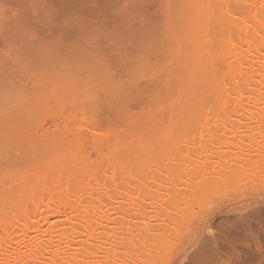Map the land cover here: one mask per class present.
Returning a JSON list of instances; mask_svg holds the SVG:
<instances>
[{
	"label": "rangeland",
	"instance_id": "374dc122",
	"mask_svg": "<svg viewBox=\"0 0 264 264\" xmlns=\"http://www.w3.org/2000/svg\"><path fill=\"white\" fill-rule=\"evenodd\" d=\"M189 1L193 0H0V104L13 106L24 102L26 107L22 106L27 108L26 112L29 109L26 114L31 118L37 107L36 103H30L32 97L35 99L32 101H40L37 102L39 108L42 105L46 109L40 108L44 110L42 113L35 112H38V119L45 117V120L40 118L46 122L45 128L37 118L34 122L42 126V132L32 121L27 123L36 126L37 133L30 125L36 134L25 133L30 129H24L27 123L23 127L28 140L29 136L36 135L35 138L31 136L30 141L35 143L37 140L40 147L31 144L30 154V144L26 145L29 148L26 155L23 154L25 145L17 146L22 148L20 150L10 147L14 150L10 152L8 141L18 139L17 132L21 133L22 129H17L15 137L12 130L6 132V136L10 133L13 137L11 140V136L6 137L9 153L1 147L7 154L3 155V152L0 157V261L9 254H24V250L30 253L31 243H42L38 245L44 248L53 244L54 240L61 239L56 236L57 229L69 225L74 236L70 249H61L64 264L72 262L70 256L71 264H110L107 263L110 260L112 264L114 256L127 260L129 264H264V43L255 39V36L264 38V17L261 18L264 0H230L227 3L225 0H210V4L208 0L207 3L194 0L191 7ZM240 7L246 11L239 12ZM241 14L244 19H233V23L232 16ZM256 15L259 18H255ZM226 20H232V24H227ZM188 24L202 27L190 30ZM207 40L213 41V47L207 45ZM116 43L122 46L121 49ZM110 46L116 50L108 49ZM119 50L124 65L117 73L112 59L119 56ZM201 51L211 55L209 59L204 58L212 64H217L213 55H227L226 58L230 59L224 57L226 63L219 62L220 68H216L218 73L213 77L217 78L213 80L212 77L205 79V75L204 78L198 77L200 80L197 78L196 83L190 82L194 77L185 79L193 84L190 88L195 86L199 89L198 94L202 93L196 99L197 94L193 96L196 89L192 93L188 84L185 88L182 83L187 69L183 71L180 62L187 65L191 57L200 58ZM177 64L178 70L183 71L180 72L182 76L177 74L178 70L172 72L177 69ZM204 65L205 69L199 74L207 71V64ZM204 73L208 76L207 72ZM210 73L213 75L212 71ZM139 75L153 80L157 76L164 77L158 104L162 114L157 113L154 119L150 117L154 122L144 114L148 119L145 121L146 118L139 114L143 121L133 123L138 119L137 111L142 109L136 98L139 96V100L140 95H145L150 85L148 79L144 83L145 77L143 80ZM130 80L139 83L131 86ZM32 86H40L41 92L43 89L52 90V94L58 90L55 94L60 97L57 96L56 100L61 103L52 99L56 95L49 97L51 93L47 95L43 90L45 99L53 100L46 102H50L51 107L44 105L40 89L33 93L31 90L35 88L30 89ZM141 86L144 91L137 96L133 92ZM55 88L57 90H53ZM151 88L149 86L146 92L148 96ZM37 91L40 100L30 95ZM119 95L124 98V105L133 102L139 106L132 105L131 108L127 105L132 110L137 108L136 112L129 109L134 113L131 115L137 116L130 121L128 117L130 119L131 115L125 109L124 114H129L126 123L130 122L131 127L127 129L123 126L127 124L123 123L121 127L124 128L121 130L119 126L121 132L116 137L114 134L118 133L115 131L111 132L113 135L109 134V138L103 134L93 135L88 128L94 110L108 112L111 109L115 116L118 109L112 108L123 105L122 101L116 102L121 99ZM129 95L134 101L126 103ZM153 99L147 100L152 103L151 108L158 103ZM29 103L34 107L31 108ZM61 105L65 107L64 113L60 111ZM149 107L147 104L145 108L148 110ZM244 108L253 110L256 117L251 120L243 117ZM68 109L69 114L76 113L75 110L79 114L68 118L74 120L72 124H67L68 120L65 122L71 132L67 135L57 132L62 134L59 136L51 128L55 127L56 118L58 121L61 115L68 117ZM120 109L122 107L119 112ZM235 111L240 115H235ZM249 114L251 111L246 112ZM51 117H56L53 124L48 120ZM63 120L60 124L64 127ZM48 123L51 128H47ZM46 128L50 130L47 135L52 131L48 135L50 140L56 143L66 138L73 142L70 144L74 148L70 146V150L61 151L50 147L54 150L48 154L43 150L47 144L42 148V139L38 141L39 137L45 136L42 133ZM77 134L83 136L78 137L83 141L86 139L82 146L89 147L93 138L104 145L102 157L94 153L88 155L87 151H81L84 147L79 151L81 154L78 153L73 145ZM92 147L84 151L90 152ZM41 150L48 155L44 156ZM82 152L87 153L93 163ZM28 153L32 158L36 157L30 160L36 161H28ZM172 163L177 165L172 167ZM35 175L40 177L33 178ZM25 209L31 213L36 211V214H25ZM25 223L31 225V230L20 229ZM122 229L128 230L130 235L120 234ZM47 231L54 234L53 238H44L43 233ZM25 247L29 248L23 249ZM49 247L47 245L43 251L48 252ZM74 247L79 249L74 250ZM33 251L35 249L31 253ZM49 254L51 250L44 253L47 259Z\"/></svg>",
	"mask_w": 264,
	"mask_h": 264
},
{
	"label": "bare ground",
	"instance_id": "6f19581e",
	"mask_svg": "<svg viewBox=\"0 0 264 264\" xmlns=\"http://www.w3.org/2000/svg\"><path fill=\"white\" fill-rule=\"evenodd\" d=\"M205 1H206V3H207V0H205ZM205 1H204L203 3H205ZM211 1H212V0H211ZM221 1H222V0H221ZM221 1H220V2H221ZM225 1H226V3H227V2L230 1V0H225ZM193 2H194V0H193V1H189V3H190V4H189L190 7L194 4ZM201 2H202V0H201ZM209 2H210V0H208V3H209ZM223 2H224V1H223ZM223 2H222L221 5H224ZM210 3H211V2H210ZM210 3H209V4H210ZM217 4H218V3H217ZM263 4H264V3H263ZM189 5H188V6H189ZM210 6H212V5H210ZM215 6H216V5H215ZM263 9H264V7H263ZM237 10H238V8H237ZM241 10H242V11H241ZM244 11H246V9L243 10V7H240V11H239V12L244 13ZM216 13H217V12H216ZM239 14H240V13H239ZM261 14H262V13H261ZM258 15H259V14H258ZM256 16H257V15H256ZM256 16H255V18H259V16H257V17H256ZM240 17H242L241 19H244L243 17H245V16H244L243 14H241L240 16H237V17H236L235 15H233V16H232V20H233V19H238V18H240ZM263 17H264V15H263L261 18H263ZM230 19H231V18H230ZM230 19H229V20H230ZM221 20H222V19H221ZM229 20H226L225 22H228L227 24H229V23L232 21V20H231V21L229 22ZM255 21H256V19H255ZM204 22H205V21H204ZM219 22H220V21H219ZM262 22H263V21H262ZM217 23H218V22H217ZM223 23H224V22H223ZM233 23H234V20H233ZM231 24H232V22H231ZM263 24H264V23H263ZM195 25H196V26H195ZM195 25L188 24L187 27H188V28H191L190 30H192V29H193V30H194V29L197 30L200 26L202 27V25H200V24H199V26H198V24H195ZM203 26H204V25H203ZM196 28H197V29H196ZM205 36H206V35H205ZM263 36H264V35H263ZM259 37H260V36H257V37L255 36V39L258 40V41H261V40H262L263 43H264V38H263V37L259 38ZM262 38H263V39H262ZM207 41H208V40H207ZM249 41H251V40H249ZM3 42H4V41H3ZM208 42H209V43H208ZM208 42H207V45H211V46L213 47V45H212V42H213V41L211 40V41H208ZM252 42H253V41H252ZM0 43H2V42H0ZM119 43H121V42H119ZM204 43L206 44V40L204 41ZM210 43H211V44H210ZM253 43H254V42H253ZM253 43H252V44H253ZM261 43H262V42H261ZM116 44H117V43H116ZM201 45H204V44H201ZM3 46H5V45L2 44V47H3ZM108 46H109V45H108ZM113 46L116 47V48H117V46L120 47V45H118V44H117V46H115V44H114ZM261 46H262V45H261ZM121 47H122V46H121ZM121 47H120L119 49H121ZM203 47H204V46H203ZM205 47H206V46H205ZM205 47H204V48H205ZM263 47H264V46H263ZM109 48L112 49L113 47L110 46V47H108V49H109ZM204 48H201V50H203ZM206 48H207V47H206ZM209 48H210V47H208L207 50H209ZM259 48H261V47H259ZM114 49H115V48H113V50H114ZM115 50H116V49H115ZM205 50H206V49H205ZM205 50H204V51H205ZM207 50H206V51H207ZM212 50H213V49H212ZM260 50H261V49H260ZM127 51H128V50H127ZM127 51H126V52H127ZM110 52H111V50H110ZM110 52L108 51V53H110ZM113 52H114V51H113ZM123 52H125V48H124V51H123ZM123 52H122V53H123ZM201 52H202V51H201ZM207 52H208V51H207ZM210 52H211V51H210ZM105 53H107V52H105ZM111 53H112V52H111ZM115 53H116V51H115ZM120 53H121V52H120V50H119V56H120ZM211 53L213 54V53H214V50H213V52H211ZM211 53H210V54H211ZM126 54H127V53H126ZM229 54H230V53H229ZM232 54H233V53H232ZM114 55H115V54H114ZM117 55H118V54H117ZM218 55H219V53H218ZM241 55H242V54H241ZM119 56H116L115 59H114V57H115V56H114L113 59H112V61H114V65H115L114 67L117 69V73H118V71H119L118 69H121V68L123 67L122 65H124V64H123V59L121 58L122 56H120V57H119ZM183 56H184V55H183ZM204 56H207V54H203V52H202V55H200V58H199V56H197V58H196V56H194V58L191 57V58L188 60L189 63H188V62L186 63L187 65H185L184 62H182V63L180 62V64H182L183 67H184V69H183V67H182V70L184 71V70L187 69V70H188V73H187V70L184 71L185 73H183V71H182L181 69L178 70V64H177V69L174 68V70L172 71V72L174 73V71L178 70V71H177V74H181V75H179V76H182V75L184 74V75H183V78H184V79L182 78V79H183L182 83H183V82L185 83V88H186V84H188L189 86L187 85V88L189 89L190 86L193 85V84H190V82L193 83L192 81H194V83H196L195 81L197 80V78H198V77H199V78H202L203 75H205V77H206L205 79H207V77H208L209 80L211 79V77H212V80L215 79V78H217V77L213 78V77H214V73H218V72H217L218 69H216V68H218V67L220 68V63H219V62H223V61H225V58L227 57V55H226V56H224V57H225V58H224V57L221 56V54H220L221 57H217L216 55H213V57H216V58H213V59H214V63H215V62H217V64L219 63L218 66H217V64H212L211 61L207 60V58H204ZM210 56H211V55H208V56H207L208 59H209ZM229 56H230V55H229ZM229 56H228V57H229ZM238 56H239V55H238ZM109 57H111V56H109ZM185 57H186V56H184V58H185ZM217 58H218V59H217ZM220 58H221V60H220ZM232 58H233V56H232ZM240 58H241V57H240ZM124 59H127V58H124ZM181 59H183V58L181 57ZM191 59H192V60H191ZM197 59H198V61H197ZM228 59H230V58H228ZM228 59L226 58V60H228ZM185 60H186V59H185ZM199 60H200V61H199ZM204 60L207 61V63H206ZM216 60H218V61H216ZM241 60H242V58H241ZM128 61H129V60H128ZM177 61H178V60H177ZM181 61H183V60H181ZM186 61H187V60H186ZM190 61L192 62V65L190 64V63H191ZM196 61H197V62H196ZM202 61H204L205 63L202 62ZM208 61H209V62H208ZM230 61H231V60H230ZM124 62H126V61L124 60ZM237 62H238V61H237ZM244 62H245V61H244ZM193 63L198 64V66L195 65V64H193ZM200 63H201V65H200ZM203 63H204V64H207V65H206V67H207L206 70H207V71H204V72H207V75H208V76H206V74H205L204 72H203V74H199V73H201V72L203 71L202 69L205 67V65H204ZM209 63H211V65H210ZM225 63H226V61H225ZM232 63H233V61H232ZM232 63H230V64L232 65ZM234 63H235V60H234ZM251 63H252V62H250V64H251ZM256 63L258 64V62H256ZM202 64H203L204 66H203ZM227 64L229 65V63H227ZM243 64H244V63H243ZM260 64H262V63H260ZM125 65H126V63H125ZM130 65H131V64H130ZM130 65H129V66H130ZM182 65H181V66H182ZM208 65L210 66V69H208V68H209ZM212 65H213V66H212ZM231 65H229V66H231ZM234 65H235V64H234ZM234 65H233V66H234ZM241 65H242V64H241ZM241 65H239V66H241ZM251 65H253V64H251ZM251 65H250V66H251ZM254 65H255V64H254ZM254 65H253V66H254ZM120 66H121V68H119ZM129 66H127V67H129ZM194 66H195V68H194ZM196 66H197V67H196ZM200 66H201V68H200ZM215 66H216V67H215ZM229 66H228V67H229ZM124 67H125V66H124ZM188 67H189V68H188ZM191 67H192V68H191ZM214 67H215V68H214ZM223 67H224V65H223ZM223 67H222V68H223ZM225 67H226V66H225ZM243 67H244V66H243ZM248 67H249V63H248ZM14 68H16V67H14ZM112 68H113V67H112ZM131 68H132V67H131ZM198 68H200V72H199ZM212 68H213V69H212ZM250 68H251V67H250ZM250 68H248V69L251 70L252 68H251V69H250ZM253 68H254V67H253ZM124 69H125V68H124ZM172 69H173V68H172ZM189 69H191V70H189ZM192 69H193L194 71H193ZM204 69H205V68H204ZM215 69H216V70H215ZM248 69H247V71H249ZM254 69H255V68H254ZM131 70H132V69H131ZM197 70H198V71H197ZM201 70H202V71H201ZM210 70L212 71V74H213V75H211V73H210L211 71H210ZM214 70H215L216 72H215ZM233 70H234V69H233ZM233 70H232V71H233ZM236 70H237V69H236ZM241 70H243V69H241ZM15 71H16V70H15ZM110 71H111V70H110ZM132 71H134V70H132ZM132 71H131V72H132ZM195 71H196V72H195ZM219 71H220V70H219ZM238 71H239V68H238ZM251 71H253V70H251ZM120 72H121V71H120ZM120 72H119V73H120ZM180 72H182L183 74L180 73ZM222 72H223V69H222ZM222 72H221V74H220L221 76H222ZM244 72H246V70H245ZM255 72H256V71H255ZM109 73H110V72H109ZM111 73H112V72H111ZM121 73H123V72H121ZM137 73H138V72H137ZM166 73H167V72H166ZM175 73H176V72H175ZM192 73H193V74L195 73V74H194V75H191ZM234 73H236V72L234 71ZM246 73H247V72H246ZM251 73L253 74L254 72H251ZM257 73H258V72H257ZM112 74H113V73H112ZM115 74H116V73H115ZM134 74H136V73H134ZM185 74H186V76H185ZM252 74H250V75H252ZM116 75H117V74H116ZM118 75H120V74H118ZM125 75H126V74H125ZM132 75H133V74H132ZM140 75H141V73H140ZM140 75H139V76H140ZM174 75H176V74H174ZM174 75H173V76H174ZM188 75H191V76L188 77ZM216 75H217V74H215V76H216ZM220 75H219V76H220ZM247 75H249V74L247 73ZM114 76H115V75H114ZM173 76H172V77H173ZM177 76H178V75H177ZM177 76H176V77H177ZM254 76H255V74H254ZM118 77H119V76H118ZM134 77H136V76H134ZM137 77H138V74H137ZM140 77H141V78H140ZM140 77H139L140 79H143L142 77H145V76H140ZM154 77H155V76H154ZM158 77H159V76H157L156 79H154V80H153V78H152V79H148V78H146V77L144 78L145 80L143 79V80H144V83H146L145 81H147V79H148L149 82H148V81H147V82H148V85H149V83H150V85H149L150 88H151L152 84H153V86H154V87H153L154 89L151 88V91H152V92H149V94L153 95L151 98H150L151 95L148 96V95H147L148 93L146 94V92H148L149 86H147V87H148V88H147L146 85H144V90L147 88L146 91H145V95H143L144 93H143L142 95L139 94L140 91L143 90V89H142V86H141V89H140V88H137V89H139V90H138L139 92H138L137 90H136L137 92H133V93H136L137 96L140 95V99L138 100L139 96H138V98H136V99H137V101H139V103H140L142 109H143V106L146 107L147 104H149V106H150V107L148 108V110H147V108L144 107L143 110H144V111L146 110L145 112L142 111V109H141L140 111H137V113L139 112L138 114L136 113L137 116H138L139 114H140V115L142 114L143 117L146 118L145 121H147L150 117H152L153 119L156 118V116H158L157 113L160 115V113L162 112V110H161V108H160L161 105H160V107H158V106H159L158 104L161 102V101H160V100H161V99H160V96H161V90H162V87H161V86H162V83H163V81H164V77H163V78H162V77H161V78L159 77V79H157ZM176 77H175V78H176ZM191 77H192V78L194 77V78L191 79V81L188 80V81H190V82L186 81L188 78L190 79ZM245 77H246V76H245ZM250 77H253V75L250 76ZM113 78H114V77H113ZM116 78H117V76H116ZM124 78H125V77H124ZM199 78H198V79H199ZM203 78H204V77H203ZM114 79H115V78H114ZM128 79H129V77H128ZM133 79H134V78H133ZM133 79H132V80H133ZM173 79H174V78H173ZM176 79H177L178 82L180 81V79H179L178 77H177ZM185 79H186V80H185ZM194 79H195V80H194ZM208 79H207V80H208ZM245 79H247V77H246ZM199 80H200V79H199ZM150 81H151V82H150ZM214 81H216V80H214ZM243 81H244V80H243ZM128 82H129V81H128ZM128 82H127V83H128ZM130 82H131V80H130ZM136 82H137V80H136ZM136 82H134V83L131 82V83H132L131 86H133V84L136 85ZM203 82L206 83V82L204 81V79H203ZM244 82L247 83L246 81H244ZM244 82H243V83H244ZM249 82H251V81H249ZM137 83H139V82H137ZM209 83H211V82L209 81ZM251 83H252V82H251ZM124 84H125V83H124ZM200 84H203V83H200ZM206 84L208 85V83H206ZM249 84H250V83H249ZM34 85H35V84H34ZM36 85H37V84H36ZM137 85H139V84H137ZM195 85H196V84H195ZM243 85H244V84H243ZM245 85H246V84H245ZM260 85H261V84H260ZM127 86H128V85H127ZM203 86H205V85H203ZM129 87H130V84H129ZM136 87H137V86H134V88H136ZM194 87H195V86H194ZM194 87L190 88L191 92H192V90H195V89H196V87H195V88H194ZM197 87H200V86H197ZM262 87L264 88V83L262 84ZM262 87H261V90H262ZM32 88H35V89H32ZM38 88L40 89V86H39ZM38 88H37V86H32L30 89H32L31 91H32L33 93H35L36 89L38 90ZM121 88H122V87H121ZM127 88H128V87H127ZM193 88H194V89H193ZM42 89H43V88H42ZM118 89H119V88H118ZM129 89H131V88H128V90H129ZM188 89H187V90H188ZM200 89H202V88H200ZM28 90H29V89H28ZM28 90H27V91H28ZM43 90L45 91L46 89H43ZM43 90H42V92H41V89L38 90V91L40 92V95L42 94L41 96L43 97V99H42V97H41L40 95L37 94V93H39L38 91L36 92V94H32V93H31L30 95H31V96H34V95H35V96H34L35 98L38 97L36 100H40V97H41V101H43V102H45V103L48 102L49 100H51L50 102H52L53 100H55V103H56V102H57V103L60 102L58 99L56 100V97H57V96L60 97L59 94L56 95V94L59 92L56 88L53 89V90H57V91H58V92L55 91L56 94H55V93L52 94V90L49 91V90L47 89V90L45 91L47 95H48L49 93H51L50 95H48L49 97H53V96L56 95V96H55V99L52 98L53 100H52L51 98H48V97H47L48 100H47V98L45 99L46 95H45V93L43 92ZM121 90H122V89H121ZM124 90H125V89H124ZM133 90H134V89H133ZM144 90H143V91H144ZM181 90H182V89H181ZM183 90H184V89H183ZM197 90H199V89H196V90H195L196 92H195V91L192 92V93L195 92V93L193 94V96H195V94H197V95H196V99L199 98V96H200L199 94H201V96H202V93H199V94H198V91H197ZM259 90H260V88H259ZM48 91H49V92H48ZM143 91H141V93H142ZM43 93H44V95H43ZM122 93H125V92H122ZM137 93H138V94H137ZM261 93H263V92H261ZM28 94H29V92H28ZM189 94H190V93H189ZM121 95H122V94H121ZM127 95H128V93H127ZM130 95H131V93H130ZM130 95H129V98H128V99L126 98V103H128V102L131 103V101H134V98H132L133 100L130 99V98H131ZM146 95H147V96H146ZM44 96H45V97H44ZM119 96H120V95H119ZM132 96H134V94H133ZM137 96H134V97H137ZM142 96H143V97H142ZM197 96H198V97H197ZM117 97H118V96H117ZM120 97H121V99H119ZM120 97H119V98H116L117 100L119 99V101H116V102L121 103V101H122V103H123V102H124V101H123L124 98L122 99V96H120ZM123 97H125L124 94H123ZM126 97H128V96H126ZM148 97H149V98H148ZM203 97H204V95H203ZM203 97H200V99L203 98ZM141 98H142V100H141ZM145 98H147V99H145ZM153 98H156V100L153 99ZM204 98H205V97H204ZM32 99H33V97L31 98L30 103H31V102L36 103V106H37V107H35L36 110L41 111L40 113H42L44 110H46L45 108L42 107V105H41L40 108H42V109H44V110H41V109L39 108L40 104H39V106H38V105H37V102L40 103V101H32ZM44 99L47 100V101H44ZM59 99H60V98H59ZM149 99H150L151 101H152V99H153V100L155 101L154 103L158 102V103H156L157 105L153 103V104H154V105H153L154 107L152 106V107H153L155 110H157L158 112L155 111L153 108H151V104H152V103H151V104L149 103V102H150ZM29 100H30V98H29ZM33 100H35V99H33ZM130 100H131V101H130ZM140 100H141V102H140ZM145 100H146V101H145ZM147 100H148L149 102H147ZM202 100H203V99H202ZM255 100H256V99H255ZM127 101H128V102H127ZM203 101H204V100H203ZM203 101H202V102H203ZM260 101H261V100H260ZM26 102H27V100H26ZM50 102H49V103H50ZM255 102H256V101H255ZM257 102H258V101H257ZM12 103H13V102H12ZM30 103H29V106H30L31 108H33L34 106L32 107V106L30 105ZM49 103H46V104L42 103V104L51 107L52 104H51V105H48ZM55 103H53V104H55ZM60 103H61V102H60ZM124 103H125V102H124ZM124 103H123L122 106L120 105V107H122V109H120L121 112L123 111V108L126 106V108H124V112H122L123 114H122L121 112H119V108H120V107L118 106V105H119L118 103H116V104H118V105H117L118 108H117V106H115L116 108H115V107L112 108V109H118V111L115 110V111H116L115 116H114V110L111 112V109L108 110V112H106V110H101L102 112L105 111L104 113H101V111L99 112V110H97V111L94 110L95 114H93V116L91 117L90 122H89V123H90V127L88 128V129H89V132H91L93 135H99V134L101 135V134H103L104 137H106V138L108 137V138H109V136L113 135L112 133H113L114 131H115V133H118L119 131L121 132L122 128H124V127L128 129V127L131 125V123H130V122L126 123V121H127V116H128L129 114L131 115V114L133 113V112H131V111L129 112V109L132 110V109H131V108H132V105L136 106V104H133V102H132V103H131L132 105H130V104L128 103L127 105H128V106H131V108H129V107H127V105H124ZM134 103H136V102H134ZM139 103H137V104H139ZM146 103H147V104H146ZM261 103H262V101H261ZM9 104H10V103H9ZM9 104H4V103H3V105L0 104V137H1L2 135L4 136V138L1 137V139H0V140H1V141H0V144H2V145L4 144L3 146H2V145L0 146V157H1V153H3V152H4L3 155H5V154L9 153V150H10V152H13V151L15 150V148L18 149L17 146H22V147H23L24 145H25V146H26V145L29 146V144H30V147H31V144H34L33 146H39V144L36 143L37 140H36L35 143H32V141H30L31 138H32L31 136H33L34 133H35V132L33 133V131H36V133H37V128H36V126H35V127H32V125L29 124V123H32V122H33L32 124H33V125H37V127H38L39 123H38V124H34V122L36 123V121H37V119H38V118H37V113H38V112L35 113V112H36V110H35V112H34L35 114L33 113V115H32V113H31V115L34 116L33 118H31L30 115H29V116L27 115L28 112H29V109L27 110L28 112H26L25 109H27V108H25V107H26V104H25L24 102H22L21 104L18 103V104H20L21 106L18 105V104H16L15 102H14V104H16V105L9 106ZM22 104H23V106L25 105V107H23ZM31 104H32V103H31ZM7 105H8L9 107H7ZM32 105H33V104H32ZM57 105H58V104H57ZM29 106H28V107H29ZM62 106H63V105H61V108H62ZM57 107H59V106H57ZM73 107H74V106H73ZM73 107H72V108H73ZM81 107H82V106H81ZM136 107H139V106H136ZM59 108H60V107H59ZM64 108H65V107H63L62 109H60L61 113H62V110H63V113L66 111V110H64ZM150 108H151V111H149ZM253 108H254V107H253ZM39 109H40V110H39ZM78 109H81V108H78ZM125 109H126L127 112L125 111ZM127 109H128V110H127ZM158 109H160V110H158ZM248 109H250V108H248ZM248 109H245V108H244V112L246 111L247 113H250V111H251V114L246 115V112H245L242 116H243V117H247V118H249L250 120H251V119H254V118L256 117V116L253 115V114H255V112H252L253 110H251V109H250V111H249ZM31 110H33V109H31ZM47 110H48V108H47ZM68 110H69V109H68ZM71 110H72V109H71ZM134 110H137V108H133L132 111H134ZM152 110H154L155 112L152 111ZM72 111H73V110H72ZM75 111H76V113L72 112V113H70L71 115L69 114L70 110L67 111L66 113L68 114V117H67V116L65 117V116L61 115V117H62V118H61L60 116H58V117H60V119L58 118L60 121H59V120L57 121V118H56V117H51L52 119H48V118H47L48 120H51V121H52V124H53L54 122H56V123L53 124V125L55 126V127H54V126L51 124V122L49 121V123L51 124V126L54 127V128H51V127L49 126V125H50L49 123H48V125H47V128L50 127V128L52 129V131L55 129V130H54V131H56L55 134H57V135H59V136L62 135V134L67 135L68 133L71 132V131L69 132V130H71V129H70V127H69V128L66 127V125L69 124V122L71 123L72 121H74V120H71V119L74 118V115L76 116V114L78 113L77 110H75ZM141 111H142V113H141ZM147 111H148L149 113H148ZM30 112H31V111H30ZM32 112H33V111H32ZM45 112H46V111H45ZM80 112H82L81 114H83V110H82V109H81V111H79V113H80ZM125 112H126V113H129V114H124ZM134 112H136V111H134ZM151 112H152V113H151ZM153 112H154V113H153ZM238 112H239V111H235V113H236L235 115H238V116H239L240 114H239ZM26 113H27V114H26ZM79 113H78V114H79ZM150 113H151V115H150ZM155 113H156V115H154ZM25 114L28 116V118H27V116H26ZM67 114H65V115H67ZM120 114L122 115V117L120 116ZM133 114H134V113H133ZM144 114L148 117V119H147V117H146ZM161 114H162V113H161ZM42 115H44V114H42ZM51 115H52V114H51ZM53 115H54V114H53ZM125 115H126V116H125ZM140 115H139L138 117H137V116H133V115H131V116H130V119H129V117H128V121L134 119L133 117H137L138 119H140ZM142 115H141V117H142ZM148 115H150V116H148ZM40 116H41V115H40ZM70 116H71V117L73 116V117H72L71 119L68 120V118H70ZM111 116H112V117L114 116V117H113L114 119H112ZM124 116H125V117H124ZM154 116H155V117H154ZM63 117H64V118H63ZM35 118H37V119L35 120ZM40 118L42 119L43 117H42V116L39 117V119H38L39 121H38V122H40V121H42V120H45V117H44L42 120H40ZM53 118H56V120H55L54 122H53ZM123 118H125V119H123ZM152 118H150V121H153V122H154V120H153ZM33 119H34L35 121H33ZM63 119H64V120H63ZM122 119H123V120H122ZM138 119L136 120L137 123H136V121H133V123H134V124H139V123H141V122L143 121L142 118L140 119L141 121L138 120ZM61 120L64 121V122H63V125H65L64 127L60 124V123H62ZM65 120H66V121H65ZM67 120H68V122H67ZM70 120H71V121H70ZM111 120H113V121H111ZM124 120H125V121H124ZM155 120H157V119H155ZM31 121H32V122H31ZM27 122H29V123H27ZM47 122H48V121H47ZM58 122H59V123H58ZM65 122H67V124H65ZM26 123H27V126L25 125ZM42 123L45 124L46 122L44 123V121H42ZM121 123H122V124H121ZM123 123H124V124H127V125L125 126V125H123ZM28 124H29V125H28ZM43 124H42V126H43V128H45L44 126H46V124H45V125H43ZM71 124H72V123H71ZM30 125H31V127H32L33 129H34V128H36V129H34L33 131H31L32 128L30 127ZM40 125H41V122H40ZM40 125H39L40 130L38 129L39 131H41V129H42V128H41L42 126H40ZM121 125H123L124 127H123V126L121 127ZM25 126H26L27 128H24V129H28V128L30 127V129H28V131L25 130V133L27 132V134H28V133L30 132L29 135L31 134V132L33 133V135L29 136V137H30L29 140L27 139V138H28V135L25 134V133L23 132V127H25ZM48 126H49V127H48ZM68 126H69V125H68ZM119 126L121 127V130L119 129V128H120ZM61 127H62V128H61ZM130 127H131V126H130ZM47 128L45 129V130H46V131H45L46 134H45V133H42V134L45 135V136L42 135L44 138H42V136H41V137L38 138V141L40 142V139H42V140H41V143H42L41 146H42V148H43V145H45V147H46V144H47V147H46V148L44 147L46 150H45V149H43V150L46 151L48 154L51 153L52 150H54V149L56 150V147H57L58 149H60L61 151H64L65 149H66V150H67V149L70 150V149L73 147V146L71 145L73 142H71L69 139H66V138H65V139H62L61 141H56V143H55L54 141H52V139L50 140V137L48 138V135H50V134L52 133V131L50 132V134L48 133V135H47V131H50V130L47 129ZM67 128H68L69 130H68ZM17 129H18V130H21V129H22L21 131H22L23 133H22V132H21V133H20V132L18 133V132H17V131H18ZM117 129H118V131H117ZM11 130H12V135H14L13 137H15V134H16L15 132H17V135H16V136H18V139H17L16 137H15L14 139H12L13 137H12V135H10V133H8L7 136L5 135V134H7V133H6L7 131L11 132ZM42 130H43V129H42ZM125 130H126V129H125ZM41 132H42V131H41ZM43 132H44V131H43ZM57 132L62 133V134H59V133H57ZM101 132L108 133V134H105V135H106V136H105L104 133H101ZM111 132H112V133H111ZM36 133H35V134H36ZM53 134H54V133H53ZM72 134H74V131H73ZM78 134H79V133H78ZM78 134H77V135H78ZM109 134H111V135H109ZM119 134H120V133H118V134H114V136L116 137V136H118ZM46 135H47V137H46ZM77 135H76V137H74V138H76V141H78V142L76 143V141L74 140V141H75V144H73V145H75V147H76L75 149L78 151V153H80L81 151H83V152H86V151H87L88 155L91 154V153H94V154H96V155H98V156L101 155V157H102V154H103V153H101V151H102L103 148L105 149V146H104V145L101 146L100 144H98L97 139H96V138H95V139L93 138V140H91V142H90L91 145L89 144V145H90L89 147H92V144H93V147L91 148L92 152H91V150H90V152H88V150H85V151H84L85 148H89L88 145L85 146V144H86V139L83 141L82 138H78V137H80V136H82V135H80V136H79V135L77 136ZM107 135H108V136H107ZM10 136H11V138H10ZM26 136H27V137H26ZM74 136H75V135H74ZM114 136H113V137H114ZM6 137H7V138L9 137L10 140L12 139V141H8V139H6ZM25 137H26V139H27L26 141H24ZM33 137H34V136H33ZM35 137H36V135H35ZM35 137H34V138H35ZM82 137H83V136H82ZM2 138H3V139H2ZM34 138H33V139H34ZM77 139H78V140H77ZM80 139H82V140H80ZM5 140H6V141H5ZM34 140H35V139H34ZM34 140H33V141H34ZM47 140H50V141L53 142V143H50V141H47ZM3 141H4V142H3ZM7 141H8L10 144H9ZM29 141H30V142H29ZM72 141H73V140H72ZM82 141L85 143V144H83L84 146H82ZM28 142H29V143H28ZM70 142H71V144H70ZM92 142H93V143H92ZM7 143H8L10 146H9ZM79 143L81 144V146L79 145ZM88 143H89V142H87V144H88ZM35 144H38V145H35ZM76 144H78V146H76ZM96 144H98V145H100V146H98V145L96 146ZM6 145H7V146H6ZM8 146H9V147H8ZM13 146H14V150L12 151L11 148H13ZM27 146H26V148L24 147L25 152H23V154H25V155H26V149H27V150L29 149V148H27ZM33 146L30 148V150H29L30 152L28 151L30 154L32 153V152H31V149H33ZM54 146H55V147H54ZM70 146H72V147L70 148ZM79 146H80V148H79ZM1 147H5L6 150H7L8 148H10V147H11V148H10L9 150H7V153H6V152L4 151L5 148H1ZM7 147H8V148H7ZM39 147H40V146H39ZM48 147H49V148L51 147V148H54V149L51 150V148L49 149ZM77 147H78L79 150L77 149ZM82 147H84V148L80 151V149H81ZM100 147H101V148H100ZM102 147H103V148H102ZM73 148H74V147H73ZM20 149H22V148H19L18 150H20ZM47 149H48V150H47ZM89 149H90V148H89ZM104 149H103V151H104ZM18 150H16V151H18ZM49 151H51V152H49ZM61 151H60V152H61ZM79 151H80V152H79ZM41 152H42V154H45L44 156H47V155H48L46 152L43 153L42 150H41ZM67 152H68V151H66V153H67ZM83 152H82V153H83ZM29 153H28V156H27V157H28V161H36V160H30V159H35L36 157H33V158L30 157ZM64 153H65V152H64ZM87 153H83V155L85 154V155L87 156ZM40 154H41V153L39 152L38 155H40ZM61 154H62V153H61ZM80 154H81V153H80ZM62 155H63V154H62ZM66 155H67V154H66ZM85 155H84V156H85ZM31 156H33V155H31ZM86 156H85V157H86ZM90 156H91V155H90ZM37 157H39V156H37ZM40 157L42 158L43 156L41 155ZM99 157H100V156H99ZM87 158H88V159H87ZM87 158H86V159L89 160V157H88V156H87ZM96 158H97V156H96ZM103 159H104V157H103ZM17 161L20 162V160H18V159H17ZM90 161H91V163H93V160L90 159L89 162H90ZM21 162H23V160H22ZM16 163H17V162H16ZM94 163H95V162H94ZM16 165H18V164H16ZM176 165H177L176 163H172V167H173V166H176ZM18 166H19V165H18ZM8 169H9V168H8ZM9 170H10V169H9ZM38 176L40 177V175H37V176L35 175L33 178L38 177ZM39 177H38V178H39ZM31 210H32V209H31ZM34 210H35V209H34ZM24 212H25V214H28V215H29V212L31 213V211H28V212H27L26 209L24 210ZM24 212H22V213L24 214ZM35 212H36V211H34V212L31 213V214H32V215H33V214L35 215V214H36ZM42 212L44 213L45 211H42ZM49 215H50V214H49ZM44 221H47V218H45ZM249 225H250V224H249ZM249 225H248V227H249ZM67 226L69 227V225H67ZM67 226L63 227L64 229L62 228V230L57 229V230L59 231L60 234H59L58 232H55V233H58V235L56 234V236H59V237H57V238H61L60 240L56 238V239H57L56 242H55V240H54L53 244H52V243H50L51 245H50V244H47V245L50 246L49 248H50V250H51V254H49L50 256L48 257V259H47V257H46L47 255H44V253H49L50 250L47 248V249H48V250H47L48 252H44V251H43V250L47 247V245H46L45 243H43L44 246L46 245L45 248H44V247H40V246L42 245L41 242H40L41 244H39V242H38V244H39L40 246H39L38 244H36L35 242H34L35 244H33V243L29 244V242H28V243H26V246H28L27 244L31 245V249H30V250L32 251L33 249H35V251H33L32 253H31V251H29L30 253H25V252H24L25 250H24V251H23L24 254H19V255H16V256L13 255V254H9V255L6 256L7 258H6V257L4 258L5 260L0 261V264H17V263L22 264L23 261L25 262V263L23 262V264H26L27 262H28L27 264H64V262H63L64 251H62L61 249L65 250V249L68 248V247H69L68 249H70L71 243H72V241H73V240H72V235H73V233H74V232H73V229L70 228V227H69V228H70V229H69ZM31 228H32V227H31L30 224L28 225V223H25V224H23V226H22L20 229H22V230H24V231H27V230L29 231V230H31ZM33 228H34V227H33ZM66 228H67V229H66ZM249 228H251V227H249ZM35 229H36V228H35ZM65 229H66V231H65ZM68 229H69L70 231L72 230V232H70ZM94 229H95V228H93L92 231H93ZM125 229H126V228H125ZM125 229H122L121 232H119V231H118V232H119L120 234H123V233L126 234V233H127V234L130 235V232H128V230L124 231ZM127 229H128V228H127ZM32 230H33V229H32ZM57 230H56V231H57ZM63 230H64V231H63ZM88 230H89V229H88ZM61 231L64 232V235H63V232H61ZM89 231H90V230H89ZM94 231H95V230H94ZM42 233H43V232H42ZM43 234H44L43 236H44L45 239H47V238L50 239L51 236H52L51 238H53V235H54L53 233H51V232L49 233L48 231H47V232H44ZM52 234H53V235H52ZM62 235H63V236H62ZM61 236H62V237H61ZM73 236H74V235H73ZM113 242H115V241L113 240ZM119 243H120V242H119ZM32 244H33V246L35 245V246H34L35 248L32 247ZM103 245H104V244L102 243V246H101V247H103ZM112 245H113V244H112ZM122 245H124V242L122 243ZM122 245H121V246H122ZM24 246H25V244L23 245V247H24ZM128 246H129V245H128ZM65 247H66V248H65ZM26 248H29V247H25V248H23V249H26ZM64 248H65V249H64ZM111 248L113 249L112 246H111ZM129 248H130V246H129ZM73 249H74V250H76V249L78 250L79 247H74ZM114 249H115V248H114ZM125 249H126V248H125ZM27 250H28V249H27ZM45 250H46V249H45ZM40 251L43 252V253H41ZM67 251H68V250H67ZM124 251H125V250H124ZM26 252H28V251H26ZM70 252H71V251H70ZM70 252H69V253H70ZM114 252H115V251H114ZM116 252H117V251H116ZM21 253H22V252H21ZM61 253L63 254L62 256H61ZM69 253H68V254H69ZM120 253H121V252H120ZM127 253H128V251H127ZM29 254H30V255H29ZM65 254H66V251H65ZM68 254H67V255H68ZM123 254H124V253H123ZM130 254H131V253H130ZM110 255H112V254H111V250H110ZM116 255H117V254H116ZM118 255H119V254H118ZM59 256H60L61 258H60ZM69 256H70V255H69ZM112 256H113V255H112ZM125 256H126V255H125ZM62 257H63V258H62ZM115 257H116V258H115ZM118 257H119V256H118ZM118 257H117V256H114V259H113L114 262H112V264H113V263H114V264H129L128 262H126L127 260L125 261V260H122V258L119 259ZM45 258H46V259H45ZM59 258H60V259H59ZM69 258H70L71 260H69V259H68V260H69L70 262L72 261L71 263H73L72 257L70 256ZM109 258H110V257H109ZM112 258H113V257H112ZM117 258H118L119 260H118ZM61 259H62V260H61ZM110 259H111V258H110ZM138 259H139V258H138ZM60 260H61L62 262H61ZM64 260H67V259H64ZM108 260H109V259H108ZM116 260H118V261H116ZM121 260H122V261H121ZM26 261H27V262H26ZM69 261H68V262H69ZM65 262H66V261H65ZM71 263H67V264H71ZM107 263H110V264H111V260H110L109 262H107ZM133 264H134V263H133Z\"/></svg>",
	"mask_w": 264,
	"mask_h": 264
}]
</instances>
